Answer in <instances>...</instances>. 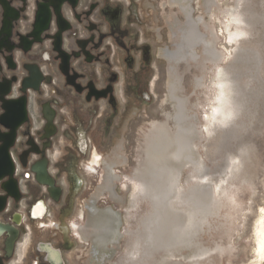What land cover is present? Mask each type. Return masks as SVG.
<instances>
[{
	"label": "rangeland",
	"instance_id": "obj_1",
	"mask_svg": "<svg viewBox=\"0 0 264 264\" xmlns=\"http://www.w3.org/2000/svg\"><path fill=\"white\" fill-rule=\"evenodd\" d=\"M162 1L165 6L163 18L168 22L167 46L171 51L175 41L173 29L176 24H183L186 19L177 3L172 0ZM186 3L191 10V17L199 19V33L214 47L219 60L216 63L208 60H199L196 63L192 60L186 63L177 62V67L174 64L179 73L176 95L184 99L187 108L184 112L188 116V123L196 124L194 141L198 146L192 147L194 156L203 158L208 174H213L212 177L218 184L219 179L225 176L224 172H229L230 176L226 179L231 183L230 189L215 193L218 197L214 195L212 198L210 195L206 200L199 199L196 214L195 211L193 213L197 216L193 215L191 218L194 222H191L186 212L191 209L185 203L177 204L175 197L168 198L170 204L167 208L149 204L148 200L142 197L137 201V205L130 207L132 190L129 185L124 187L121 183H124V175L129 176L134 169L142 167L144 157L140 150L144 148V132L148 130L151 122H164V115L168 113L170 117L166 121V127L170 133L175 129L171 118L174 115V105L168 97L167 87L173 76L169 77L168 74L169 62L165 64L160 61L158 73H154L148 81L143 79L139 84L127 86L126 91L120 93V113L114 119L113 126L107 127L102 123L88 131L90 141H84L82 148V151L86 150L85 154L78 155L79 150L74 141L69 142L70 151L77 160V176L83 185H78L70 191L65 189V194L74 193L75 211L69 218L61 220L60 230L61 233H68L67 220L70 219L78 223L83 239H73L72 245L63 250L67 264H161L162 261V264H264L263 261L258 263L255 257L253 232L259 209L264 207V0H186ZM235 10L241 11L247 23L243 26L248 30V34L241 36L240 43L230 38L226 28L231 19L230 14ZM238 26L241 25L231 24L230 28ZM194 50L199 59L204 57L202 44L196 45ZM217 65L225 67L231 73L230 76L235 77V82L230 84V96L234 100L239 99L242 103L241 109L228 125H222L212 135L205 132L202 135L205 121L201 116L205 114L215 93L213 82L216 79ZM196 79H201L200 85H196ZM63 146L67 148L68 144L59 143L58 150ZM93 150L105 160L101 164L102 167L111 166L110 172L99 169V173L103 175L101 178L100 174L92 176L85 171V165L91 160ZM232 162L236 167L230 172L227 166ZM115 174L122 179L111 178ZM180 174L184 188H181V191L188 192L189 188L185 183V178L189 177L187 167H183ZM58 177L64 183H72L64 172H60ZM106 183L107 188H102ZM97 188L99 190H96ZM85 202L88 207L96 206L99 212L96 209L87 210ZM172 206H179V212ZM82 209L85 217L75 220L74 215L77 212L80 215ZM107 210H112L114 213L108 214L117 220L116 239L100 248L94 243L95 226L91 217L103 211L107 214ZM165 210L169 217L174 214L180 216L176 220L170 219L168 215V220L160 219ZM148 217L152 221L149 225L146 219ZM147 227L151 228L154 236L152 248L149 250L145 249ZM39 234L40 232L36 231V236ZM57 234L58 237L61 236L59 230ZM129 244L135 249L134 255L127 253ZM93 248L99 252L94 253Z\"/></svg>",
	"mask_w": 264,
	"mask_h": 264
},
{
	"label": "flooded vegetation",
	"instance_id": "obj_2",
	"mask_svg": "<svg viewBox=\"0 0 264 264\" xmlns=\"http://www.w3.org/2000/svg\"><path fill=\"white\" fill-rule=\"evenodd\" d=\"M164 8L162 0H0V264H67L63 250L83 239L70 219L68 233L60 230L75 211L65 189L83 185L69 142L85 154L88 131L114 125L120 93L167 64ZM43 162L57 199L36 179Z\"/></svg>",
	"mask_w": 264,
	"mask_h": 264
},
{
	"label": "bare ground",
	"instance_id": "obj_3",
	"mask_svg": "<svg viewBox=\"0 0 264 264\" xmlns=\"http://www.w3.org/2000/svg\"><path fill=\"white\" fill-rule=\"evenodd\" d=\"M172 2H175L177 3V5H179L178 8L181 9V12L185 15L184 18L186 19L183 24H180L181 23L180 22L179 23L180 25L176 24L175 29H173L175 30L174 31L175 41L173 44L174 47L171 51L167 52V58H168L167 63L169 62V68H168L169 73L168 74H169V77L173 76L172 80L167 86L168 87V97L170 100L173 101V105H174V111H173L174 115L171 113V116L173 115L171 118L174 121L175 129L174 130L172 129L173 132L170 133L168 128L166 127L167 126L166 121L170 117L169 113L166 116L164 115L166 119L164 122H151L150 123L148 130L144 132V140H143L144 148L143 150L142 149L140 150V152H143V157H144L143 162H142V167L140 169L139 168L134 169L132 174L129 176L124 175L123 177L124 183L122 182L121 184L124 186L129 185L130 189L132 190L130 194L131 195L130 207L131 206L133 207L137 203V201L142 197V198L147 199L149 204H154L159 208L160 207L167 208V206L170 204L169 203L170 199L168 200V198L172 199V197H175L177 199L176 200L177 204L185 203L189 207V209H191L190 212L188 209H187L188 211H186L189 219H191L193 218L194 211L197 210L198 208L197 201L199 199L205 198L204 200H206L207 199L206 197H210V195L212 197L216 195L215 193H219L227 189H230L229 187L231 183H229L228 180L226 179L227 177L230 176L228 174L229 172L223 171L225 176L219 179L220 183L218 184L217 181H214V178L212 177L213 174L211 176L210 174H208L203 158L200 156L196 157V155L194 156L195 151H193L192 147L195 148L196 146H198L195 144V141H194L195 140L194 136L196 134L194 125L196 124L188 123V116L184 112L187 109L185 107L186 104L184 105V99L176 95V92L178 89L177 88L178 71H176L174 64H176V67H177V64H178L177 62L186 63V62H189L190 60L195 61V63L199 62V60L200 61L208 60L211 63L212 62L216 63L219 60V57L216 54L214 47L211 46L210 43L205 40L206 38L204 39L199 33L198 28H197V23L199 19L195 20L194 18L191 17V10L189 9V5L188 3H186V0H172ZM170 3L168 4L170 5ZM230 15H231L230 22L226 24V28L228 29V35L230 36L232 40L240 43L241 36L243 35L245 36L246 34H248V30L243 26V25H247V23L242 17V13L240 10H235ZM231 24H238L241 26H238L232 29L230 28ZM198 44L199 45L202 44V48H203L202 51L204 52V57H202L201 59H199V55H196L197 53L194 50V47ZM194 51L196 54L194 53ZM230 74L231 73H229V71L223 66L217 65L215 67V78L216 79L213 82L215 85V87L213 88L215 93L213 95V98H211L209 102L208 109L205 110V114L201 116V119L205 121L204 129L201 130L202 135L204 132L207 133L208 135H212L213 133L217 131V129H219V127H222V125L223 126L228 125L227 123L230 122L232 118L236 117V114L241 109L242 103L238 101L239 99L235 98L234 100L230 96V91H231L230 84L235 80L234 79L235 77L233 76L234 77L233 78L232 76H230ZM200 80L201 79H196L195 81L196 85H200ZM237 89L235 90L236 92L239 91V89L238 91ZM141 144L143 145V143ZM140 152H138V154ZM96 153H98L96 150L92 151L91 160L86 163L85 171L86 173L92 176L94 174H100L99 176L101 178L103 175L101 172L99 173L100 170H98V167H100V169L102 168V170L105 169L110 172L111 166L108 165L107 167L106 166L102 167L101 164L105 160H103V158L99 159ZM140 157H142V153ZM183 167H187V172L189 173V177L185 178L186 179L185 183L188 185V188H189L188 192L181 191V188H183V186L181 184V176H180L181 174L180 173ZM235 167L236 166L233 162L231 165L229 163L227 166L230 172H232ZM114 176H117V175H114ZM111 178H113V176ZM119 179H122V177ZM101 187L106 189L107 183ZM96 190H99V189L97 188ZM208 203H210V201ZM179 206L178 207L172 206V207L175 208V210H178V208H180ZM89 208H91V206ZM204 208L203 210H205ZM101 210H104V209H101ZM101 210L100 212H102ZM207 210L209 212V208H207ZM112 212H113L112 210L111 211L107 210V214L106 213L104 214V211H103V213H100V214L98 213V215L91 217L93 219L92 221H94L93 223L95 226L93 228L94 234H96L93 238L94 243L97 244L98 247L100 248L105 247L106 244H108V242H112L113 240L115 241L116 239L115 224L117 223V220H115V218H113L110 214H108ZM82 213H83V209L80 211V215ZM195 214H196V211H195ZM167 215H168V212L165 210L162 216H160V219L168 220V218H166ZM179 216L180 214H174L173 216H170V217L168 215L170 219L175 218V220L176 218H179ZM182 216L181 218L184 217ZM194 216H197V215H194ZM188 217H185V218L188 219ZM146 219H148L147 221L149 225V223L152 221H150L151 220L150 217ZM184 220H182V222ZM188 222H190V220ZM191 222H194V221L192 220ZM183 225L185 226L184 223ZM72 228H73L74 234L78 238H82L79 233V225L77 222L72 223ZM147 228L148 229H147L146 240H145L147 243V246L145 247V249L149 250L150 248H152L151 243L153 242L154 236H152L151 228L150 227H147ZM178 232L179 231L177 232L175 231V233L180 234ZM253 232H254V239H255L254 241L255 257L257 258L258 263L261 261L264 262V207L259 209L257 219L254 222ZM183 234L185 233L183 232ZM175 238H177V236ZM134 242L135 241H133V245L135 244ZM133 245L129 244V248L127 250V253L129 255L135 254V251H134L135 249ZM93 251L95 253L99 252V250L96 252V249L94 248H93ZM136 251L138 252L137 248H136ZM196 262L198 261L196 260Z\"/></svg>",
	"mask_w": 264,
	"mask_h": 264
},
{
	"label": "water",
	"instance_id": "obj_4",
	"mask_svg": "<svg viewBox=\"0 0 264 264\" xmlns=\"http://www.w3.org/2000/svg\"><path fill=\"white\" fill-rule=\"evenodd\" d=\"M35 171H36V179H37V181L40 182L43 185H46L47 186V190L52 195V197L57 199L58 196L57 195L56 196L53 195L54 192H56V189L54 187V182L48 177V175L46 173L44 162L41 163L38 168H35ZM57 193H58V191H57Z\"/></svg>",
	"mask_w": 264,
	"mask_h": 264
}]
</instances>
